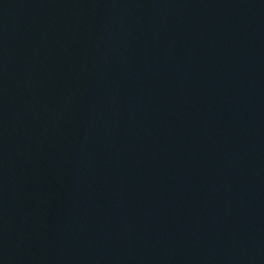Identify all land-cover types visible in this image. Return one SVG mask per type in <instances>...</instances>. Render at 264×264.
Masks as SVG:
<instances>
[{
  "label": "water",
  "instance_id": "95a60500",
  "mask_svg": "<svg viewBox=\"0 0 264 264\" xmlns=\"http://www.w3.org/2000/svg\"><path fill=\"white\" fill-rule=\"evenodd\" d=\"M0 264H264V0H0Z\"/></svg>",
  "mask_w": 264,
  "mask_h": 264
}]
</instances>
